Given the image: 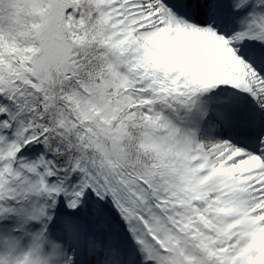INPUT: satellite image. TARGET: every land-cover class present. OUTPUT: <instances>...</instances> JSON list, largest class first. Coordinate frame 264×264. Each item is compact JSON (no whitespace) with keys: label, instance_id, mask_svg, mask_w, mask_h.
Instances as JSON below:
<instances>
[{"label":"snow or ice","instance_id":"obj_1","mask_svg":"<svg viewBox=\"0 0 264 264\" xmlns=\"http://www.w3.org/2000/svg\"><path fill=\"white\" fill-rule=\"evenodd\" d=\"M0 264H264V0H0Z\"/></svg>","mask_w":264,"mask_h":264}]
</instances>
